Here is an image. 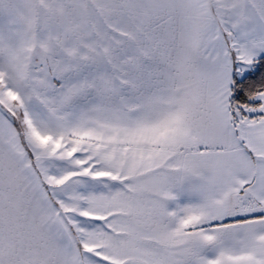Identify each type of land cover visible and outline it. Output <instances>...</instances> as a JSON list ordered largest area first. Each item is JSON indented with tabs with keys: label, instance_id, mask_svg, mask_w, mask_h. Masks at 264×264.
Returning <instances> with one entry per match:
<instances>
[{
	"label": "snow or ice",
	"instance_id": "6c2138e0",
	"mask_svg": "<svg viewBox=\"0 0 264 264\" xmlns=\"http://www.w3.org/2000/svg\"><path fill=\"white\" fill-rule=\"evenodd\" d=\"M0 264H264V0H0Z\"/></svg>",
	"mask_w": 264,
	"mask_h": 264
}]
</instances>
